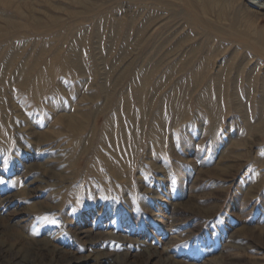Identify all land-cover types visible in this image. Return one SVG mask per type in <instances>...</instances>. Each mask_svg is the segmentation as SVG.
<instances>
[{
	"label": "rangeland",
	"instance_id": "rangeland-1",
	"mask_svg": "<svg viewBox=\"0 0 264 264\" xmlns=\"http://www.w3.org/2000/svg\"><path fill=\"white\" fill-rule=\"evenodd\" d=\"M10 1L0 264H264V0Z\"/></svg>",
	"mask_w": 264,
	"mask_h": 264
},
{
	"label": "bare ground",
	"instance_id": "bare-ground-1",
	"mask_svg": "<svg viewBox=\"0 0 264 264\" xmlns=\"http://www.w3.org/2000/svg\"><path fill=\"white\" fill-rule=\"evenodd\" d=\"M80 2V1H79ZM81 4V3H80ZM29 4L28 3H24V4H19V3H15L12 2L10 0H0V9L1 10H5L6 12H21L24 10H28L30 9V7H28ZM87 7V6H86ZM264 8V7H262ZM261 13V12H260ZM6 25L11 26V24H14L12 21H10L9 19L5 21ZM4 23V24H5ZM72 125V126H71ZM70 126L73 127V124H71ZM74 128V127H73Z\"/></svg>",
	"mask_w": 264,
	"mask_h": 264
},
{
	"label": "snow or ice",
	"instance_id": "snow-or-ice-1",
	"mask_svg": "<svg viewBox=\"0 0 264 264\" xmlns=\"http://www.w3.org/2000/svg\"><path fill=\"white\" fill-rule=\"evenodd\" d=\"M0 183H3V181H0Z\"/></svg>",
	"mask_w": 264,
	"mask_h": 264
}]
</instances>
